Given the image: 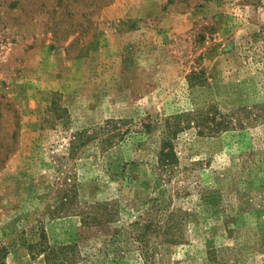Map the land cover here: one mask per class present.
I'll return each instance as SVG.
<instances>
[{
    "label": "rangeland",
    "instance_id": "1",
    "mask_svg": "<svg viewBox=\"0 0 264 264\" xmlns=\"http://www.w3.org/2000/svg\"><path fill=\"white\" fill-rule=\"evenodd\" d=\"M210 102L229 128L159 171L143 122ZM42 231L66 264H264V0H0V264H46Z\"/></svg>",
    "mask_w": 264,
    "mask_h": 264
},
{
    "label": "trees",
    "instance_id": "2",
    "mask_svg": "<svg viewBox=\"0 0 264 264\" xmlns=\"http://www.w3.org/2000/svg\"><path fill=\"white\" fill-rule=\"evenodd\" d=\"M186 79L188 88L190 89L204 85L203 71H193L187 75ZM51 103L52 105H55L56 99L52 100ZM48 110H51V106L48 108ZM60 111L62 114L60 118H63L67 110L65 108H60ZM224 114L225 113L222 112L214 102H210L206 105H195L190 110H180L164 118H148V120L142 124L143 131L150 132L156 128L159 131V147L156 154V168L159 171H169L172 165L177 161L174 141L181 131L191 126H196L199 133L206 130L209 134L213 135L221 130L228 129V124L231 122V118H228V116H225ZM117 121L121 122L122 120L119 119ZM206 121L209 122V124L206 125V127H203ZM108 122L110 121L107 120L106 124H104V127L108 126ZM121 136L122 135L119 134V137ZM106 137V142H109L107 143L108 145L111 143L109 139L111 135H106ZM91 138L92 137H90L89 134H86L82 131L74 132L69 144L70 151L72 150L76 152L78 149L82 148ZM66 190L68 192L67 194H75L76 186L72 185L70 189L68 187ZM64 198L67 200L66 195ZM104 207H106L104 210L105 212H102L103 214L101 213V217L96 212H93L92 214H90V212H86L87 217H84L86 222L99 225L104 222H112L114 216L116 215V207L111 204H106ZM146 232L147 230H145L143 234H140L139 236H145ZM40 235L42 240L35 242L34 245L35 247H38V252H42L44 254L46 264H66L73 259L74 255L71 244H50L46 240L44 231L40 232ZM142 254V256H144V264H150L151 261L148 254L143 251Z\"/></svg>",
    "mask_w": 264,
    "mask_h": 264
}]
</instances>
